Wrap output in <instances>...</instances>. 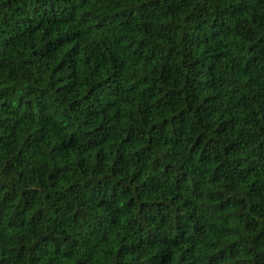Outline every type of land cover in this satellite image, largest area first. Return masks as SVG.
<instances>
[{
	"label": "trees",
	"instance_id": "trees-1",
	"mask_svg": "<svg viewBox=\"0 0 264 264\" xmlns=\"http://www.w3.org/2000/svg\"><path fill=\"white\" fill-rule=\"evenodd\" d=\"M0 264H264V0H0Z\"/></svg>",
	"mask_w": 264,
	"mask_h": 264
}]
</instances>
